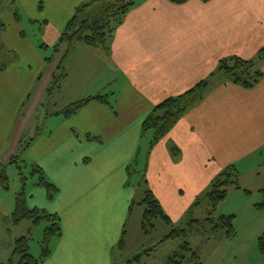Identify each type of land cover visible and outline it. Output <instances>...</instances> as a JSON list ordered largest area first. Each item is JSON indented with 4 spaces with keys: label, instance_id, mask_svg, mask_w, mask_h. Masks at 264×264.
I'll list each match as a JSON object with an SVG mask.
<instances>
[{
    "label": "crops",
    "instance_id": "crops-1",
    "mask_svg": "<svg viewBox=\"0 0 264 264\" xmlns=\"http://www.w3.org/2000/svg\"><path fill=\"white\" fill-rule=\"evenodd\" d=\"M83 1L16 0L19 14L29 16L32 37L8 9L23 49L3 61L7 67L0 71V149L4 143L8 149L9 128L17 119L22 129L29 117L22 112L26 105L33 117L45 106L64 46L52 50L51 59L46 54ZM262 47L264 0H136L113 34L109 55L75 45L64 60L60 88L50 97L54 109L44 114L43 130L22 155L58 189L48 200L42 187L26 186L28 207L56 214L61 223V235L41 264H121L126 242L122 250L118 242L137 193L126 168L147 138L141 134L143 119L165 98L209 77L221 58L251 59ZM260 68L263 78L253 89L213 81L203 99L151 149L147 183L171 221L185 214L223 167H237L253 152L264 151V62ZM96 95H105L106 102L91 101L67 118L59 114L69 103ZM172 145L178 150L174 155ZM257 190L263 197L264 187ZM13 207L14 201H1L0 220L13 225Z\"/></svg>",
    "mask_w": 264,
    "mask_h": 264
},
{
    "label": "trees",
    "instance_id": "trees-1",
    "mask_svg": "<svg viewBox=\"0 0 264 264\" xmlns=\"http://www.w3.org/2000/svg\"><path fill=\"white\" fill-rule=\"evenodd\" d=\"M135 1L136 0H85L75 7L72 16L61 31L57 43L53 48V50H57L59 47L64 46V52L58 64L59 73L54 76L51 87H49L47 91V98H50L53 92L60 88L61 80L66 75L63 65L64 60L71 54L75 45L82 43L92 49L101 51L106 56L109 55L110 41L113 34L127 12L135 4ZM169 1L173 4H183L188 0ZM201 1L207 2L209 0ZM10 3L13 6V15L16 19H19L20 14L18 8H16V0H10ZM4 28V24L0 22V32H2ZM43 47V45H40V48ZM1 49L2 46L0 45V50ZM263 62L264 47L260 48L256 56L251 59H245L237 55L221 58L209 77L199 81L183 93L165 98L156 104L145 116L141 124V134L145 135L151 132L146 152L142 160H138V154H136L133 161L126 168L128 183L131 184L132 177L136 176V184L143 188V196L139 205L144 207L140 223V229L144 235L148 236L155 230L153 221L156 218H160L167 225L171 226L170 233H168L164 239H175L185 232V229L179 230L175 228L169 216L165 213L148 186L146 179L147 160L153 146L177 124L179 119L189 109L203 99L207 89L213 81L229 82L244 89L255 88L263 78V72L260 68ZM6 67L7 64L0 61V71L5 70ZM105 97V95H96L81 98L66 105L60 110L59 114L66 118L70 117L91 101L105 103ZM29 144L30 142L19 149L20 156L26 152ZM177 151L175 146H170V152L173 155ZM20 156H13L9 160V164H15L19 170L21 185L14 197V207L11 213L12 224L18 225L24 220H29L32 222L33 226L41 222H45L47 225L42 231V237L39 242L41 249L37 257L30 252V230L28 236H21L14 240L11 254L7 261L2 264H41L50 256L52 252L51 243L53 240L61 235V223L59 216L56 214L48 213L42 209L28 207L26 199L28 177L22 173L23 167L30 168V176L36 177L35 185L45 190L48 200L54 198L58 189L47 179L43 170L38 165L33 163L28 164L26 161L22 160ZM20 164H23V166ZM0 187L8 189V178L5 172V165L0 167ZM230 188H242L239 184V171L233 163L221 169L211 180L206 190L196 198L194 203L185 212V214L188 213L193 207L199 204L201 195H203V198H207L210 209L208 211V217L205 219L208 221V228L204 230L206 236L216 231L224 232V236L227 239H232L235 236V229L233 227L234 215L222 214L216 218L213 217V213L216 211L217 206L225 199ZM134 203L133 200L130 209H132ZM263 205L264 197L261 202V206ZM190 223L200 225L198 220H192ZM125 233L126 231L124 229L118 242L120 250H122L124 246ZM257 244L263 252L264 232L258 237ZM141 259L142 255L137 254L129 259L127 264H132L133 261L140 263ZM186 260H189L191 264H201L197 251L193 250L187 242L184 243L180 251H175L167 257L166 264H184Z\"/></svg>",
    "mask_w": 264,
    "mask_h": 264
},
{
    "label": "rangeland",
    "instance_id": "rangeland-1",
    "mask_svg": "<svg viewBox=\"0 0 264 264\" xmlns=\"http://www.w3.org/2000/svg\"><path fill=\"white\" fill-rule=\"evenodd\" d=\"M9 8L13 14V6L10 0H0V22L6 27L4 32H0V45L2 46L0 61L6 62L13 59L14 55H21L20 50L23 49L18 46L17 39L15 40L17 29L10 22ZM20 17L22 19L20 24L25 30L27 29L26 34L32 37V34L28 30L29 23L27 20L29 16L25 11H22L20 12ZM52 50L49 49L46 54L50 59L56 55ZM22 53L27 54L26 50ZM56 69H58V66ZM58 73L59 70H57ZM45 78L48 77L45 76ZM37 96L36 92L32 95L30 106H34ZM57 101H61L60 98ZM44 104L46 107L42 105L34 111V117L31 116V111L30 114L27 112L29 105L25 106L22 112L25 115H29V117L25 123L21 121L22 129L20 131V120L17 119L15 125L9 128L8 149H5V143L3 149H0V163L1 165H5V172L8 178V189L0 187V202L2 201V203L10 202L11 204L21 186L19 170L15 164H9V160L13 156H20L19 149L35 139L36 134L43 130L45 126L44 114L50 113L54 109L52 98H46ZM20 119H22V116ZM4 125V129H8L9 123L7 120ZM150 135L151 132L146 134L147 138L145 142L137 150L138 160L143 159ZM19 137H21L20 141L16 142V139ZM20 157L24 159L22 154ZM20 165L23 166V164ZM237 169L239 171V184L242 188H230L225 199L219 203L216 211L213 213L214 218L222 214L234 215L233 227L235 229V236L232 239L225 238L222 231L213 232L208 236L204 234V230L208 228V221L205 219L208 217L210 207L209 201L206 197L203 198V195L199 199V204L188 213L182 215L178 220L172 221L175 228L179 230L185 229L182 235L175 239H164L170 233L171 226L167 225L160 218H156L153 221L155 230L148 236L144 235L140 229L144 207L139 205L143 196V188L136 184L137 177L133 176L130 185L137 188V193L125 229L124 241L126 242V247L118 257L122 260L121 264H127L125 260L137 254L142 255L141 262L133 261L132 264H166L167 257L175 251H180L185 242L193 250L197 251L201 264H264V251L262 252L257 244L258 237L264 232V205L261 206L264 196L262 197V192L257 190L258 187H264V151L253 152L248 157L239 161ZM22 173L28 177L27 187L29 188L35 183L36 177L30 176L29 167H23ZM243 189H247L248 191ZM247 192L250 193L248 194ZM3 207L4 209H8L9 206L5 204ZM192 220H198L200 225L190 223ZM46 225L45 222H41L33 226L31 221L24 220L18 226H13L6 220H0V262H5L11 253L13 239L28 236L30 230V252L37 257L41 249L39 242L42 237V231ZM184 264L191 263L189 260H186Z\"/></svg>",
    "mask_w": 264,
    "mask_h": 264
}]
</instances>
